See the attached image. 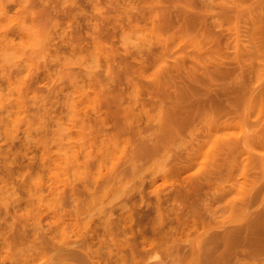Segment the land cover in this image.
Segmentation results:
<instances>
[{
	"label": "rangeland",
	"instance_id": "obj_1",
	"mask_svg": "<svg viewBox=\"0 0 264 264\" xmlns=\"http://www.w3.org/2000/svg\"><path fill=\"white\" fill-rule=\"evenodd\" d=\"M73 250L264 264V0H0V264Z\"/></svg>",
	"mask_w": 264,
	"mask_h": 264
},
{
	"label": "bare ground",
	"instance_id": "obj_2",
	"mask_svg": "<svg viewBox=\"0 0 264 264\" xmlns=\"http://www.w3.org/2000/svg\"><path fill=\"white\" fill-rule=\"evenodd\" d=\"M94 43H96V42H93V44H94ZM94 96H95V95H94ZM84 102H86V101H84ZM84 102H83V100H82V103H84ZM87 103H88V102H87ZM84 104H86V103H84ZM89 104H90V103H89ZM86 107H87V106H86ZM86 107H85V108H86ZM85 108L83 109L84 111H85ZM83 110H82V112H81V110H80V113H83V112H84ZM18 112H24V111H23L22 109H21V110L18 109ZM85 113H86V112H84L83 115H85ZM86 115H87V114H86ZM9 168H10V167H9ZM58 175H61V174H60V173H57V176H58ZM58 177H61V176H58ZM54 178H55V180H56L57 177L55 176ZM58 179H59V178H58ZM59 180H60V179H59ZM61 180H62V178H61ZM61 180H60V182H61ZM64 180H65V179H64ZM66 180H67V179H66ZM66 180H65V181H66ZM55 182L57 183V184L54 183L55 187H56V185H57L58 187H60V185L63 183V180H62V183H60V185H58V184H59V181L57 182V180H56ZM65 183H67V181H66ZM65 183H63V184H65ZM63 184H62V185H63ZM67 184H68V183H67ZM67 184H66V185H67ZM52 185H53V183L51 184V187H52ZM54 185H53V186H54ZM62 185H61V186H62ZM66 185H63V186L66 187ZM63 186H62V188H63ZM51 187H50V188H51ZM55 187H54V188H55ZM58 187H57V189H58ZM48 188H49V186H48ZM48 188H47V190H49ZM62 188L60 187L59 190H62ZM55 189H56V188H55ZM55 189H54V191L57 190V189H56V190H55ZM64 189H66V188H63V190H64ZM47 190H46V191H47ZM63 190H62V191H63ZM51 191H53L52 188H51L50 192H51ZM57 191H58V190H57ZM64 191H65V190H64ZM47 192H48V191H47ZM50 192H48V193H49V194H52V193H50ZM54 193H55V192H54ZM57 193H61V191H60V192H57ZM49 216H51V215L49 214ZM49 216H47V217H49ZM52 217H53V216H52ZM45 219H46V218H45ZM51 219H52V218H51ZM76 235H77V234H76ZM79 235H80V234H79ZM83 235H84V234H83ZM83 235H81V236H83ZM77 236H78V235H77ZM81 236H80V237H81ZM75 237H76V236H75ZM76 238H77V237H76ZM76 245H77V246H76ZM76 245L74 244V245H70V246H73V247L76 246L75 248L78 249V244H77V242H76ZM68 246H69V245H68ZM75 248H74V249H75ZM79 248H80V247H79ZM71 249H72V248H71ZM81 249H82V247H81ZM73 251H74V250H73ZM73 251L71 252V253H72L71 256H72L74 259H72L71 257H70V258H71V260H74V261H73L74 264H76V262H78V261H83V260H81L82 257H81V255L79 254V252H76V251L73 252ZM82 251H84V250H82ZM82 251H81V252H82ZM84 253H85V252H84ZM82 255H83V254H82ZM85 255H86V254H85ZM195 255H197V254H195ZM198 257H199V254H198ZM70 258H69V259H70ZM208 258H210V257L207 256V259H208ZM75 261H76V262H75ZM80 263H81V262H80Z\"/></svg>",
	"mask_w": 264,
	"mask_h": 264
}]
</instances>
